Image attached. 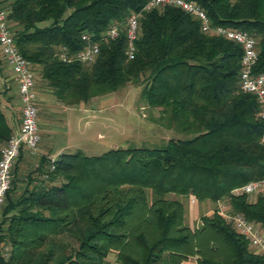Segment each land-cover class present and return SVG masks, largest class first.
Segmentation results:
<instances>
[{
  "label": "trees",
  "instance_id": "16d2710c",
  "mask_svg": "<svg viewBox=\"0 0 264 264\" xmlns=\"http://www.w3.org/2000/svg\"><path fill=\"white\" fill-rule=\"evenodd\" d=\"M146 1L0 0L18 52L56 102L85 103L129 84L179 135L98 155L62 151L52 170L49 158L39 156L16 198L10 197L19 182L14 162L0 207V264H107L110 252L117 264H189L190 257L194 264H264V254L253 252L216 207L194 227L185 224L181 200L224 203L264 230V190L252 198L234 192L264 180L258 104L238 85L241 49L202 32L178 8L144 10ZM191 1L211 26L251 35L253 72L264 71V0ZM130 14L138 29L128 59L123 26ZM111 25L118 35L102 38ZM82 34L98 44L94 60L61 61L62 49L84 47ZM10 131L0 108V145Z\"/></svg>",
  "mask_w": 264,
  "mask_h": 264
},
{
  "label": "built area",
  "instance_id": "2783aa9c",
  "mask_svg": "<svg viewBox=\"0 0 264 264\" xmlns=\"http://www.w3.org/2000/svg\"><path fill=\"white\" fill-rule=\"evenodd\" d=\"M171 6L195 17L199 21L200 30L204 33L221 36L239 45L241 54L239 58V79L238 85L242 92L255 96L258 111L257 118L263 123L259 142L264 146V71L253 72L256 61V47L254 38L243 30L211 26L204 12L194 1L191 0H147L143 6L144 10L156 7ZM125 54L128 59L133 58L137 38V15L130 14L124 23ZM118 26L111 25L102 33V38H114L118 35ZM85 42L82 49L67 54L63 49L58 58L61 61H78L89 63L94 60L98 53V44L89 39L87 34L81 35ZM0 58L11 71V79L15 82L16 94L19 103V123L16 129L11 130L6 141L0 146V207L3 204L6 192L10 187L11 168L22 150L29 156H34L40 136L38 133L37 117L38 108L36 105L35 75L33 65L21 56L18 52L12 31L8 27L6 11L0 4ZM53 158H49V170H52ZM264 190V180L248 181L239 188L234 189L235 193L252 194ZM193 201V198L191 199ZM217 212L232 227L248 241L249 246L256 253L264 254V233L255 223H252L241 215L230 213L226 204L216 203ZM7 254V247H3V255Z\"/></svg>",
  "mask_w": 264,
  "mask_h": 264
},
{
  "label": "rangeland",
  "instance_id": "374dc122",
  "mask_svg": "<svg viewBox=\"0 0 264 264\" xmlns=\"http://www.w3.org/2000/svg\"><path fill=\"white\" fill-rule=\"evenodd\" d=\"M33 71L35 88L38 90L36 105L40 141L35 155L26 158L25 163H21L19 182L12 194L18 193L16 189L24 185L27 175L33 176L32 170L40 156L39 148L45 154L53 153L55 147L60 144L67 145L70 151L79 150L85 155H98L110 148L157 146L169 137L179 136L172 129L166 128L164 123L162 124L164 121L158 118L160 113L157 109L147 107L138 99L139 90L132 85H125L111 94L101 96L105 97L103 99L94 97L85 103L65 106L56 102L50 95L38 78L34 66ZM7 86L11 89L14 84L7 81ZM7 97L11 116L15 117L18 113L15 97L11 92ZM6 123L8 126L12 124L9 119ZM254 195L255 193H252L250 197ZM169 197L174 196L169 195ZM192 198V196L186 199L180 198L184 204V222L191 228L199 224L201 215H211L216 207V203L208 200L197 202L195 198L191 201ZM251 250L254 252L252 248ZM187 262L194 264V258H188ZM107 264H117L113 252L107 256Z\"/></svg>",
  "mask_w": 264,
  "mask_h": 264
},
{
  "label": "crops",
  "instance_id": "0c3cea01",
  "mask_svg": "<svg viewBox=\"0 0 264 264\" xmlns=\"http://www.w3.org/2000/svg\"><path fill=\"white\" fill-rule=\"evenodd\" d=\"M0 67H2L3 69L0 68L1 70V75H0V108L5 116V119H9L11 121V126L10 129L11 130H14L17 128L18 126V123H19V103H18V99H17V94H16V88H15V82L11 79V71L10 69L7 67V65L3 62V60L0 58ZM5 67V68H4ZM7 81H10V83L14 86L13 88L9 89L8 86H7ZM12 81V82H11ZM7 87V88H6ZM9 92H11L14 97H15V104L17 105V109H18V113H17V116H11L12 115V112L11 110H9V103H8V100H7V96L9 94ZM35 92H36V103L38 104V90L35 88ZM8 93V94H7ZM100 98H105V97H100ZM11 109V108H10ZM37 125H38V117H37ZM69 150V147L67 145H60L58 144L57 147H55V150L53 153H44L42 150H40V148L38 149V151L40 152V156L44 155L48 158H53L52 156H55L57 155L58 153L62 152V151H68ZM20 158L18 160H16V164H15V168L17 166V168L14 170L15 172H17V177L18 175L21 173L22 171V162L25 163L26 161V158L28 159L29 154L25 151V150H22L21 153H20ZM20 177V175H19ZM31 187V184L28 186V188ZM23 186L20 187V189H16L18 193H20V191L23 190ZM17 193V194H18ZM17 194H12L10 195V197L12 198H15L17 196ZM0 219H1V211H0ZM263 233H264V230L262 229Z\"/></svg>",
  "mask_w": 264,
  "mask_h": 264
}]
</instances>
